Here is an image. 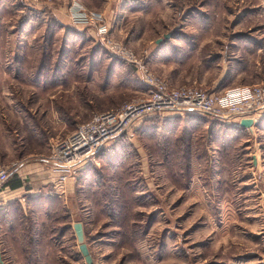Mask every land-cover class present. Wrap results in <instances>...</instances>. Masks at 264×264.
<instances>
[{
  "label": "rangeland",
  "instance_id": "obj_1",
  "mask_svg": "<svg viewBox=\"0 0 264 264\" xmlns=\"http://www.w3.org/2000/svg\"><path fill=\"white\" fill-rule=\"evenodd\" d=\"M74 2L105 12L111 37L175 87L264 85V0H0V165L43 159L146 93L71 22ZM181 114L146 118L64 188L49 164L48 193L0 204V264H264V110L254 132Z\"/></svg>",
  "mask_w": 264,
  "mask_h": 264
},
{
  "label": "built area",
  "instance_id": "obj_2",
  "mask_svg": "<svg viewBox=\"0 0 264 264\" xmlns=\"http://www.w3.org/2000/svg\"><path fill=\"white\" fill-rule=\"evenodd\" d=\"M70 10L71 22L75 25L89 24L113 55L135 67L146 86V93L144 97L126 102L117 109L95 114L73 133L51 145L50 153L43 160L60 171L57 187L64 188L69 177L93 162L102 148H109V142L136 128L146 118L165 111L180 110L237 126L242 118H253L257 123L264 110V85H246L222 92H210L193 86L175 87L156 76L132 49L111 37L103 12L88 9L79 2H74ZM17 168L18 162L0 165V187L7 183Z\"/></svg>",
  "mask_w": 264,
  "mask_h": 264
},
{
  "label": "crops",
  "instance_id": "obj_3",
  "mask_svg": "<svg viewBox=\"0 0 264 264\" xmlns=\"http://www.w3.org/2000/svg\"><path fill=\"white\" fill-rule=\"evenodd\" d=\"M103 13L105 14V12ZM242 86L244 85H239V86H234V87H242ZM234 87H230V88H234ZM201 117L204 118V116H201ZM205 118L210 120V118H207V117ZM255 125L251 128L252 130L251 129L248 130L246 128L245 129L248 131L254 132ZM7 156H10V154L8 153ZM32 158H33L32 155H27L21 160L16 161L18 162V168L14 173L15 175L12 178H10L5 185L0 187V204L1 205H3L5 202L9 204L10 202L15 201L16 199H20L24 195L30 194L32 192L48 193L50 184L56 182L57 174H54L51 171V169L49 168L51 166H49V164L44 162V160L41 158L35 159V160ZM11 164H8V165H11ZM53 168L57 170L56 167H53ZM16 181H20L21 184L15 185ZM20 195H23V196L18 198V196ZM1 201H4V202H1ZM3 209H5V207L1 208V210Z\"/></svg>",
  "mask_w": 264,
  "mask_h": 264
},
{
  "label": "water",
  "instance_id": "obj_4",
  "mask_svg": "<svg viewBox=\"0 0 264 264\" xmlns=\"http://www.w3.org/2000/svg\"><path fill=\"white\" fill-rule=\"evenodd\" d=\"M165 37L168 38L169 36L166 35ZM160 41L161 39L158 40V42ZM254 125H255V122L253 118H242L239 123L240 127L246 128V129H251ZM74 230H75L78 242H79L80 251L84 255L86 261L88 263H92V257H91L88 245L85 242V233H84L83 224L81 222H76L74 224Z\"/></svg>",
  "mask_w": 264,
  "mask_h": 264
},
{
  "label": "trees",
  "instance_id": "obj_5",
  "mask_svg": "<svg viewBox=\"0 0 264 264\" xmlns=\"http://www.w3.org/2000/svg\"><path fill=\"white\" fill-rule=\"evenodd\" d=\"M180 115V114H179ZM181 115H184V117H189V118H191V117H199V118H203V117H201L200 115H197V114H192V113H184V114H181ZM183 117V116H182ZM203 119H206L205 117L203 118ZM206 120H208V119H206ZM208 121H211V120H208ZM213 121H215V122H217L218 124H221V125H230V124H224L223 122H220V121H218V120H213ZM239 129H242V130H246L245 128H242V127H240V126H237ZM21 184V182L20 181H16L15 182V185H20Z\"/></svg>",
  "mask_w": 264,
  "mask_h": 264
}]
</instances>
